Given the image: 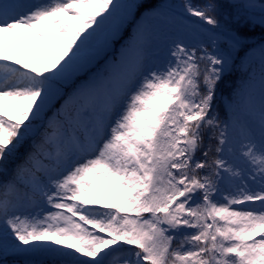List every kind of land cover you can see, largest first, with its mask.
<instances>
[{"label": "snow or ice", "instance_id": "1", "mask_svg": "<svg viewBox=\"0 0 264 264\" xmlns=\"http://www.w3.org/2000/svg\"><path fill=\"white\" fill-rule=\"evenodd\" d=\"M182 8L0 0V264H264V0Z\"/></svg>", "mask_w": 264, "mask_h": 264}, {"label": "rangeland", "instance_id": "2", "mask_svg": "<svg viewBox=\"0 0 264 264\" xmlns=\"http://www.w3.org/2000/svg\"><path fill=\"white\" fill-rule=\"evenodd\" d=\"M200 3L197 0H192V3ZM168 3L174 6V9L176 11L177 17H179L181 14H183V8L182 5L185 3V0H168ZM201 4V3H200ZM195 19V18H193ZM58 39H63L62 37H58ZM39 43L40 47L44 49L45 59L47 58L48 54V46L46 44H43L42 42L38 41V38L36 37L34 32H27L25 33L24 39L17 41V51H21V45H23V49H28L31 52V55L34 57L36 55V46ZM95 195L100 194V192H95Z\"/></svg>", "mask_w": 264, "mask_h": 264}, {"label": "trees", "instance_id": "3", "mask_svg": "<svg viewBox=\"0 0 264 264\" xmlns=\"http://www.w3.org/2000/svg\"><path fill=\"white\" fill-rule=\"evenodd\" d=\"M259 36H260L259 31H257L256 36H255V39H258ZM228 77H230V80L233 81V82H232V84H230L229 88H226V87H225V89L223 88L224 90H222V91L226 95H229V93L231 92V90L234 87L235 83L238 82V80H239V74L234 72V73L228 75ZM229 82L230 81H228L226 83L228 84ZM223 84H225V81L224 80H223ZM219 87H223V86H219Z\"/></svg>", "mask_w": 264, "mask_h": 264}, {"label": "bare ground", "instance_id": "4", "mask_svg": "<svg viewBox=\"0 0 264 264\" xmlns=\"http://www.w3.org/2000/svg\"><path fill=\"white\" fill-rule=\"evenodd\" d=\"M21 49H23V45H21V47H20ZM16 55L19 57V56H21L22 55V52L21 51H17L16 52Z\"/></svg>", "mask_w": 264, "mask_h": 264}]
</instances>
